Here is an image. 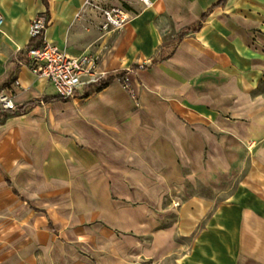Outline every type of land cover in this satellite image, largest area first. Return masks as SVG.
Segmentation results:
<instances>
[{"label": "crops", "instance_id": "obj_1", "mask_svg": "<svg viewBox=\"0 0 264 264\" xmlns=\"http://www.w3.org/2000/svg\"><path fill=\"white\" fill-rule=\"evenodd\" d=\"M152 1L113 0L132 15L114 29L82 0H0V89L11 86L26 106L0 122V149L9 132L28 137L37 174L80 193L88 219L104 218L83 239L113 240L120 260L264 264V0ZM39 14L49 17L48 42L96 56L106 76L123 73L127 83L116 77L42 102L56 90L25 61ZM172 186L184 194L174 227ZM15 264H25L24 251Z\"/></svg>", "mask_w": 264, "mask_h": 264}, {"label": "rangeland", "instance_id": "obj_2", "mask_svg": "<svg viewBox=\"0 0 264 264\" xmlns=\"http://www.w3.org/2000/svg\"><path fill=\"white\" fill-rule=\"evenodd\" d=\"M87 1L82 0V6L97 11L99 9L94 5L122 4L113 3V0ZM82 22L80 18L74 27V33L81 27ZM6 119L5 115L0 114L1 123ZM9 134L8 144L0 149V249L8 256L5 264L16 263L17 251H24L25 264H34L39 259L41 264H151L140 256L122 260L116 258L113 240L83 239L88 225L92 227L103 222L104 218L88 219L85 216L87 210L81 204L80 193L74 192L72 187L63 183L47 182L38 175L32 159L26 157L27 150L31 152L32 146L28 143L29 138L16 136L13 132ZM3 173L17 185L20 196L25 200L20 201L19 196L20 199L7 189ZM176 188L170 187L166 200L170 227L175 226L177 207L184 196ZM188 189L195 193L201 191L194 185L193 188L188 186ZM2 197L9 199V205L2 201ZM34 208L45 209L47 214ZM18 211L25 212L26 218L17 213ZM27 214L34 216V219L28 221L31 215ZM41 217L46 219L47 224L44 226L36 223ZM182 243L187 251L191 240H184Z\"/></svg>", "mask_w": 264, "mask_h": 264}, {"label": "built area", "instance_id": "obj_3", "mask_svg": "<svg viewBox=\"0 0 264 264\" xmlns=\"http://www.w3.org/2000/svg\"><path fill=\"white\" fill-rule=\"evenodd\" d=\"M142 1L145 5L153 3L152 0ZM94 6L99 9L105 19L104 28L121 29L131 20L132 15L124 5ZM3 22L4 16L0 12V25ZM48 23L44 14H39L32 20L31 39L41 38L42 41L38 45L32 44L27 47L26 65L38 78L48 80L60 99L74 98L81 88L97 89L102 80L107 77L106 72L99 69L98 58L91 54L70 55L59 46L48 42L45 39ZM7 110H19L11 86L0 89V111Z\"/></svg>", "mask_w": 264, "mask_h": 264}, {"label": "trees", "instance_id": "obj_4", "mask_svg": "<svg viewBox=\"0 0 264 264\" xmlns=\"http://www.w3.org/2000/svg\"><path fill=\"white\" fill-rule=\"evenodd\" d=\"M45 1L47 2V0H45ZM223 2H224V0H220V1L217 2L216 5H219V4L223 3ZM45 16H46L47 19H49L47 14ZM204 18H205V15L202 17V19H204ZM194 29H196V27H194ZM41 41H42L41 38H32L28 46H30L32 44H37L38 45L39 43H41ZM116 77H120V79L122 80L123 83H125V84L127 83L125 74H123V73H118L116 75H108L106 78H104L102 80V82H101L100 86H98L97 90H101L104 87L108 86ZM58 98H59L58 96L44 97L42 102L47 103V102H49L51 100L58 99ZM35 104H37V102H30L27 105L29 106V105H35ZM25 107L26 106H22L17 111H13V110H7V111H3V112L0 111V114L1 115H5L6 117H9V116H12V115H15V114H23V113L26 112L25 111ZM7 182H8L9 185H12V183H11V181L9 179H7ZM14 191L17 192L16 189H14Z\"/></svg>", "mask_w": 264, "mask_h": 264}, {"label": "bare ground", "instance_id": "obj_5", "mask_svg": "<svg viewBox=\"0 0 264 264\" xmlns=\"http://www.w3.org/2000/svg\"><path fill=\"white\" fill-rule=\"evenodd\" d=\"M4 24V22L0 25V27ZM29 35H30V31H29ZM31 36V35H30Z\"/></svg>", "mask_w": 264, "mask_h": 264}]
</instances>
